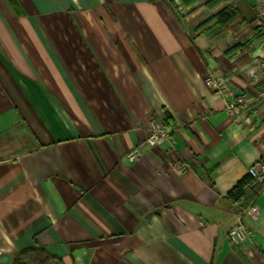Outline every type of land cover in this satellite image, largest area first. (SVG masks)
Returning a JSON list of instances; mask_svg holds the SVG:
<instances>
[{
	"label": "crops",
	"instance_id": "obj_1",
	"mask_svg": "<svg viewBox=\"0 0 264 264\" xmlns=\"http://www.w3.org/2000/svg\"><path fill=\"white\" fill-rule=\"evenodd\" d=\"M255 2L0 0V264H264V187L252 240L228 236L227 192L264 160ZM153 120L172 137L130 160Z\"/></svg>",
	"mask_w": 264,
	"mask_h": 264
},
{
	"label": "built area",
	"instance_id": "obj_2",
	"mask_svg": "<svg viewBox=\"0 0 264 264\" xmlns=\"http://www.w3.org/2000/svg\"><path fill=\"white\" fill-rule=\"evenodd\" d=\"M258 29L263 35L264 40V0H256L254 4ZM254 67L256 68L254 80L264 81V57H254ZM206 85L224 100L228 92V82L213 72H209L205 77ZM264 97V91L261 93ZM250 107V100L246 95H236L232 100H225V109L230 116L240 118ZM173 129L164 123L153 120L150 125L148 137L129 155L130 160H135L141 155V150L146 146H155L169 140L172 137ZM248 173L260 182H264V160L252 164ZM260 213V207L257 201L252 202L245 208H239V212L233 224L228 230L229 239L236 245L252 240V231L245 225L244 216L249 215L257 217Z\"/></svg>",
	"mask_w": 264,
	"mask_h": 264
},
{
	"label": "trees",
	"instance_id": "obj_3",
	"mask_svg": "<svg viewBox=\"0 0 264 264\" xmlns=\"http://www.w3.org/2000/svg\"><path fill=\"white\" fill-rule=\"evenodd\" d=\"M185 2H194L195 0H184ZM236 11L227 6L221 10L215 18L224 24H229L235 17ZM262 35V33H261ZM264 187V182H260L251 174L242 177L237 183L227 192V198L233 203L239 205L240 208L249 206ZM13 264H64L62 259L51 255L43 248H31L18 254Z\"/></svg>",
	"mask_w": 264,
	"mask_h": 264
}]
</instances>
